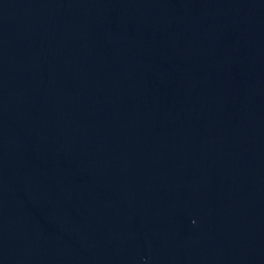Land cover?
<instances>
[{"label":"water","instance_id":"obj_1","mask_svg":"<svg viewBox=\"0 0 264 264\" xmlns=\"http://www.w3.org/2000/svg\"><path fill=\"white\" fill-rule=\"evenodd\" d=\"M0 264H264V0H0Z\"/></svg>","mask_w":264,"mask_h":264}]
</instances>
